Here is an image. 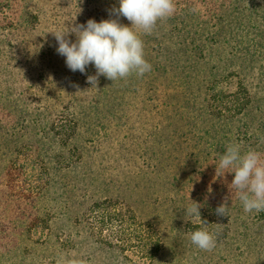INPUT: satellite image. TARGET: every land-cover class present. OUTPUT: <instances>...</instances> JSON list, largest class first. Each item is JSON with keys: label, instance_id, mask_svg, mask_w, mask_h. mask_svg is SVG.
<instances>
[{"label": "rangeland", "instance_id": "374dc122", "mask_svg": "<svg viewBox=\"0 0 264 264\" xmlns=\"http://www.w3.org/2000/svg\"><path fill=\"white\" fill-rule=\"evenodd\" d=\"M118 6L119 0H0V264H57L61 258L264 264L262 212H244L228 187L234 174L217 176L210 151L217 144L202 134L195 112L179 105L175 72L156 68L164 63L157 42L170 41L167 20L141 35L152 65L142 77L112 83L100 76L98 89L91 88L87 77L95 75L94 66L86 74L73 72L57 53L48 32L116 18L112 9ZM45 107L53 116L66 110L77 119V135L67 146L22 124L27 117L33 125L32 112ZM24 144L28 150L18 151ZM206 193L229 207L227 216L207 218L217 241L212 251L191 243L187 224L198 221L184 211L191 200L203 203ZM204 197L203 205L211 203ZM106 201L111 220L92 211ZM121 213L134 215L139 234L121 232L114 218ZM147 233L160 246L150 263L140 250Z\"/></svg>", "mask_w": 264, "mask_h": 264}, {"label": "trees", "instance_id": "16d2710c", "mask_svg": "<svg viewBox=\"0 0 264 264\" xmlns=\"http://www.w3.org/2000/svg\"><path fill=\"white\" fill-rule=\"evenodd\" d=\"M175 5V14L166 19L170 41L157 42L164 46V63H158L156 68L166 72L169 66V71L175 72L180 80L179 105L195 112L202 134H211L217 147L210 151L217 156V162L229 143H239L242 151L255 149L264 154V0H175ZM229 84L233 89H227ZM65 111L53 116L47 107L39 108L32 112L33 118L30 115L33 125L24 116L22 124L41 129L43 138L52 137L67 146L77 135L78 122ZM22 147L18 151L29 148L25 144ZM70 150L77 153L76 148ZM209 155H205L204 162L209 161ZM204 195L211 203L203 205ZM204 195L200 213L207 222V218L218 217L215 210L221 203L211 200V193ZM109 204L110 201L94 203L92 211L101 210L104 218L111 220ZM116 217L121 232L139 234L141 226L137 227L134 215L121 213ZM202 227L199 221L187 224L190 233ZM152 238L147 233L144 240L140 239V250L148 263L156 258L160 247Z\"/></svg>", "mask_w": 264, "mask_h": 264}, {"label": "clouds", "instance_id": "9594fccd", "mask_svg": "<svg viewBox=\"0 0 264 264\" xmlns=\"http://www.w3.org/2000/svg\"><path fill=\"white\" fill-rule=\"evenodd\" d=\"M175 11V0H119V6L112 9L116 18L99 22L89 19L86 24L74 23L48 33L54 36L58 44L56 51L65 57L71 71L86 74L87 67L94 66L95 75H88L87 82L91 88H97L100 76L113 83L150 72L152 65L145 59L141 35H151L158 22L172 17ZM119 17L126 18L130 26L121 23ZM73 35L74 41L70 39ZM215 166L218 177L234 174L228 187L242 203L245 213L264 212V154L255 149L242 151L239 143H229ZM191 201L184 210L185 216L204 227L191 232L190 241L200 250L212 251L216 247V237L207 230L208 224L201 218L202 205ZM228 208L225 201L215 212L218 216H227ZM57 264H84V261L61 258Z\"/></svg>", "mask_w": 264, "mask_h": 264}]
</instances>
